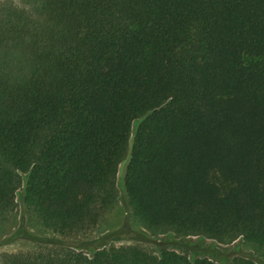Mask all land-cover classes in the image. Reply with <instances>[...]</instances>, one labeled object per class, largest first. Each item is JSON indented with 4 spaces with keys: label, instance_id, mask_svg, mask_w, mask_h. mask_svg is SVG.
I'll list each match as a JSON object with an SVG mask.
<instances>
[{
    "label": "trees",
    "instance_id": "obj_1",
    "mask_svg": "<svg viewBox=\"0 0 264 264\" xmlns=\"http://www.w3.org/2000/svg\"><path fill=\"white\" fill-rule=\"evenodd\" d=\"M17 1L0 2V217L22 189L43 229L84 234L126 164L151 234L264 250V0ZM0 259L216 264L136 247Z\"/></svg>",
    "mask_w": 264,
    "mask_h": 264
},
{
    "label": "rangeland",
    "instance_id": "obj_2",
    "mask_svg": "<svg viewBox=\"0 0 264 264\" xmlns=\"http://www.w3.org/2000/svg\"><path fill=\"white\" fill-rule=\"evenodd\" d=\"M10 1L18 4L17 0ZM138 122L132 124V129ZM125 166L126 164L120 166L116 177L118 192L116 205L104 214L93 229L78 236L61 237L43 229L32 214L23 207L20 201L22 189H19L12 210L0 217V258L3 255L37 251L46 253L61 249H78L89 255L99 248L136 247L154 255L162 249L173 250L188 257L209 258L216 264H231L237 258L264 264V250L242 240L221 245L211 240H199L196 237L178 239L148 232L135 221L128 209L124 186H122ZM52 242L61 246L53 248Z\"/></svg>",
    "mask_w": 264,
    "mask_h": 264
}]
</instances>
